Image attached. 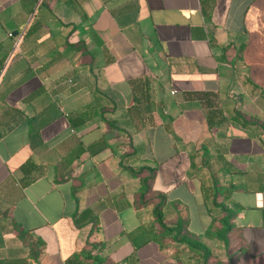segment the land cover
<instances>
[{
    "label": "crops",
    "instance_id": "obj_1",
    "mask_svg": "<svg viewBox=\"0 0 264 264\" xmlns=\"http://www.w3.org/2000/svg\"><path fill=\"white\" fill-rule=\"evenodd\" d=\"M252 1L0 0V264H179L152 195L203 241L214 182L264 253V129L235 60Z\"/></svg>",
    "mask_w": 264,
    "mask_h": 264
},
{
    "label": "rangeland",
    "instance_id": "obj_2",
    "mask_svg": "<svg viewBox=\"0 0 264 264\" xmlns=\"http://www.w3.org/2000/svg\"><path fill=\"white\" fill-rule=\"evenodd\" d=\"M241 59L238 61L242 69V75L250 82L248 95L254 108L253 116L246 112L243 116L253 121L257 127L264 129V103L261 98L264 97V0H253L248 12L247 32L246 36L239 42ZM263 91V92H262ZM260 93H263L260 95ZM264 100V98H263ZM258 127V128H259ZM198 220L194 211H190L189 218L185 221L186 232L195 235L199 234ZM203 241L212 251V259L209 264H264V255L260 257H252L247 251L246 244L239 239L237 234L230 238L229 246L226 248L224 244L214 238L204 237ZM181 251L185 253V264H201L197 256L190 260L188 256L191 252L184 245H179Z\"/></svg>",
    "mask_w": 264,
    "mask_h": 264
},
{
    "label": "trees",
    "instance_id": "obj_3",
    "mask_svg": "<svg viewBox=\"0 0 264 264\" xmlns=\"http://www.w3.org/2000/svg\"><path fill=\"white\" fill-rule=\"evenodd\" d=\"M86 53V51H85ZM241 59V53L240 49L237 50L235 54V60H240ZM210 96H214V93H202L201 99H208ZM210 123V122H209ZM243 124H248V121H243ZM130 140V139H129ZM131 145L132 143L129 141L128 143ZM143 170L148 171L150 174L147 175L142 179V185L141 186V195L145 194H150L151 193V187H150V180L154 178L155 170L153 169H147L144 168ZM228 188L223 187V186H218L216 185V182H214L213 186V204L215 206L220 207L221 214L218 218H215V222H218V226H211L206 233V236L210 238H214L224 244V246L227 248L229 246V241L232 235L237 234L239 236V239L243 241L246 244L247 251L250 256L249 251V244L248 242L243 238L242 232L239 227H237L234 223V219L237 215L238 210L234 209L232 207H228L224 201L226 198V191ZM223 195L224 198L222 201H218L219 196ZM152 197H157L160 200L155 203L154 206V216H155V221L159 225L162 231L166 232L169 234L171 237L172 241L179 244V245H184L186 248L191 252V255L188 256V259L190 260L194 257L197 256L198 260L201 261V264H209L210 260L212 259V251L211 249L207 246V244L203 243L202 237L205 234L202 235H197V234H189L184 231L185 225H184V220L183 219H178L176 224L174 226H169L165 223L164 221V216L162 212V207L164 204V197L162 194L158 193L157 195L153 194ZM181 251H177L176 257L177 259L180 256ZM84 256L86 258H91L93 259L94 264H103L104 259L100 255H92L91 250H85L83 252ZM264 253L258 255V256H252V257H260L263 256ZM179 260V264H185L183 260ZM216 264H222V263H216Z\"/></svg>",
    "mask_w": 264,
    "mask_h": 264
}]
</instances>
